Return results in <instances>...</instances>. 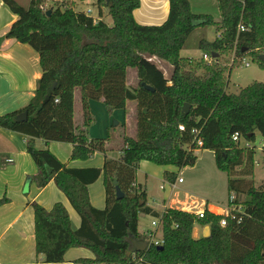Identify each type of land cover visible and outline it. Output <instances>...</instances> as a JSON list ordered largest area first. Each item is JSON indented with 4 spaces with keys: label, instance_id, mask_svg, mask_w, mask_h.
<instances>
[{
    "label": "trees",
    "instance_id": "1",
    "mask_svg": "<svg viewBox=\"0 0 264 264\" xmlns=\"http://www.w3.org/2000/svg\"><path fill=\"white\" fill-rule=\"evenodd\" d=\"M0 1L17 17L0 43L13 40L31 47L42 72L29 104L0 116V129L28 138L26 152L37 168L31 181L38 188L53 182L80 218V227L73 230L62 204L49 211L31 204L35 254L43 257V264L63 263L71 249L93 255L74 264H264V181L254 186L255 148L232 141L238 134L251 143L257 132L264 141V82L228 93V63L220 62L231 54L234 60L250 57L264 70L259 60L264 53V0H216L219 22L210 15L194 14L188 0H169L168 16L159 26L135 22L139 0H94L99 18L105 9L111 27L68 4L64 9L56 4L44 9L45 0ZM204 26H214L218 36L212 42L200 40L198 49L216 58L210 64L181 58L190 35ZM146 55L170 66V79ZM127 70H134L136 88L127 86ZM53 83L56 87L50 92ZM75 92L82 108L81 124L74 122ZM89 101H102L108 115L125 110L127 102L136 104L135 138L123 136L117 160L104 156L100 169H72L48 149L35 148V140L69 144L70 161L106 155L105 141L89 139L87 134L93 121ZM185 104L189 110L183 116ZM23 113L27 120L18 122ZM197 141V149L212 152L216 168L227 174V190L234 195L229 205L242 208L225 227L220 226L222 215L208 211L203 219L175 209L158 212L146 204L145 191L136 189L140 162L179 170L193 167ZM100 176L103 210L90 204L87 192ZM165 178L172 183L176 174L165 173ZM114 181L125 196L122 200L115 198ZM7 202L1 198L0 206ZM140 215L160 221L162 249L148 245L128 256L131 240L146 242L138 232ZM195 224L208 226L209 237L194 239Z\"/></svg>",
    "mask_w": 264,
    "mask_h": 264
},
{
    "label": "crops",
    "instance_id": "2",
    "mask_svg": "<svg viewBox=\"0 0 264 264\" xmlns=\"http://www.w3.org/2000/svg\"><path fill=\"white\" fill-rule=\"evenodd\" d=\"M139 2V8L133 12V18L137 24L141 26H159L163 24L169 12V0H139ZM188 2L190 1L188 0ZM94 3L95 1L91 3L92 7ZM191 11L194 14L208 15L203 12L204 10L194 12L191 8ZM105 14L106 10L103 9L102 17H98L97 20H103ZM217 14V18L211 16L214 22L220 21L218 9ZM16 20L17 17L0 1V39ZM107 25L111 27V25ZM147 60L154 63L163 72L166 79H170L172 74L170 66H167L166 63H157L159 60L155 57H150ZM130 72H134V70H130ZM130 72H127V79ZM41 75L39 56L31 47L13 40L2 41L0 43V116L25 108L34 96L37 81L41 78ZM127 86L130 87L128 84ZM137 86L138 81L136 78V86L130 88H136ZM130 106H133L131 112L128 110ZM88 109L93 119L87 130L89 139L104 140L107 150H111L112 146L107 142L109 132L108 116H116V112L119 110H115L111 115H108L102 101H89ZM101 110L105 116L101 115L102 120L95 115L97 111L100 112ZM74 111L75 124H81L82 108L80 99L77 101L76 97L74 98ZM135 113L136 104L127 102L124 115L123 113L118 115V117L123 118V129L125 128L126 136L129 138H135L136 135ZM130 120L134 121V128L129 129ZM27 141L28 138L20 133L0 129V199L6 198L8 200L6 204L0 206V264H43V257H37L35 254L34 220L31 207L33 203L41 206L46 211L51 210L56 203L62 204L69 215L72 229L76 230L80 227V218L53 182H49L43 188H38L31 181V178L37 173V168L26 152ZM35 148L48 149L61 163L72 169H100L104 163V158L102 159L100 153H96L85 161H70L72 146L65 143L50 142L45 145L43 141L35 140ZM262 150L264 151V147ZM108 158L117 160L118 156L108 155ZM6 160H11V162L8 163ZM159 167H152L148 165V162L142 161L136 173V175L142 174L146 183L152 178L166 183V185L159 186V189L164 193L158 199L161 208L157 209L149 206L147 202V185L143 188L135 179L136 189L141 188L145 191L146 204L149 207L158 212L165 209H175L191 214L208 211L214 215H223L224 210L211 204L198 203V201L190 199L188 196L184 200H180L176 193L172 194V190L176 188V185L182 184L183 181L178 183L179 178L176 175L174 182L170 183L165 178V173H176L171 166ZM168 188H170V191ZM165 189L168 191L166 192ZM87 192L90 204L97 210H103L105 208V190L102 176L87 187ZM196 207L200 209L193 211ZM201 230L203 232L204 228ZM193 238L195 239L194 236ZM82 250H69L64 256V262L61 264H74L73 262L78 259L93 258V255L89 258Z\"/></svg>",
    "mask_w": 264,
    "mask_h": 264
},
{
    "label": "rangeland",
    "instance_id": "3",
    "mask_svg": "<svg viewBox=\"0 0 264 264\" xmlns=\"http://www.w3.org/2000/svg\"><path fill=\"white\" fill-rule=\"evenodd\" d=\"M72 0H45L44 9H49L55 4L61 6L64 9L65 4H70ZM94 0H84L82 2H77L74 4L75 11H86L91 10L90 17L97 19L98 11L91 3ZM191 3V8L194 12L204 10L203 12L217 18V5L215 0H189ZM103 11V9H102ZM103 20L112 26V20L105 14ZM216 28L214 26H204L197 28L188 38L186 46L181 50L180 56L183 59L191 60L193 62L201 61L203 53L198 49V42L200 40H206L212 42L217 37ZM234 57L232 54L227 57L220 58L221 63H228V68L225 74V78L228 81L226 91L231 94H237L240 89L245 88L253 82H264V70L260 69L258 64L254 62L250 57H245L244 62L249 64L248 67H245L241 59L233 60ZM147 59H150V56L146 55ZM157 63H164L162 61H157ZM167 65V64H166ZM168 66V65H167ZM232 67V68H230ZM187 70V64L185 66V71ZM130 70H127V72ZM127 84L130 87L136 86V76L134 72H130L127 79ZM77 101L79 99L78 92L75 95ZM101 105V103H100ZM129 112L133 110V106L128 108ZM135 110V109H134ZM116 116H108L109 123V132L107 142L112 146V149L109 150L106 155H102L108 158L109 156H118L119 158V148L122 146V138L126 136L127 133L125 128L123 129V118L118 117L120 113H123L124 110H119L116 112ZM96 117L102 120L104 116L102 110L95 113ZM102 115V116H101ZM136 115V113H135ZM105 117V116H104ZM111 117V118H110ZM121 118V119H120ZM134 121L130 120L129 129L134 128ZM243 144V143H242ZM252 147L255 148L254 156V177L253 182L254 186L258 187L264 181V141L260 137L259 133L255 134V140L250 143ZM197 155V161L195 166L186 167L182 169H177L175 167L171 168L176 173L177 178L182 179V184L176 185V188L172 190V194L176 193L180 200H184L188 196L190 199L198 201V203H208L221 210L226 211L228 204V198L232 196L231 193L227 190V174L220 172L215 165L214 154L210 151H198L195 152ZM117 158V159H118ZM105 159V158H104ZM109 159V158H108ZM88 160V159H87ZM112 160V159H110ZM148 165L156 168H160L152 163L148 162ZM136 179L140 185L144 188L147 185V202L149 206L155 208H161V203L158 202V199L163 195L164 191L159 189L160 185H166L165 181H160L155 178L148 180L146 183L144 176L141 174L136 175ZM146 183V184H145ZM170 191V188H168ZM166 192L168 191L165 189ZM241 200H244V197H241ZM158 204V205H156ZM160 205V206H159ZM157 206V207H156ZM200 208L196 207L193 211H197ZM203 209V208H202ZM225 213V212H224ZM224 213H222L224 215ZM222 215V216H223ZM152 222H156V219H153L150 216H139L138 230L140 235L146 238L145 234L148 232H155V240L161 239V225L158 227L152 226ZM202 227L199 225H194L193 235L195 239L202 237L201 230ZM145 241V240H142ZM88 257H92V254L87 250H82ZM87 257V258H88ZM89 257V258H90ZM69 264V263H68ZM96 264V263H88ZM142 264V263H137Z\"/></svg>",
    "mask_w": 264,
    "mask_h": 264
},
{
    "label": "built area",
    "instance_id": "4",
    "mask_svg": "<svg viewBox=\"0 0 264 264\" xmlns=\"http://www.w3.org/2000/svg\"><path fill=\"white\" fill-rule=\"evenodd\" d=\"M82 2V0H72V1H70V6L74 9V4L75 3H77V2ZM63 5H67V4H65V3H62ZM75 10V9H74ZM82 13H84L86 16H88V17H90V12H91V10H86V11H81ZM96 20V19H95ZM239 30L240 31H244V29L240 26L239 27ZM262 55H264V53L262 54ZM233 58V57H232ZM233 60H234V58H233ZM202 61H204L205 63H208V64H210L212 61H213V58L212 57H210L209 55H207V54H203L202 55ZM242 63H243V65L245 66V67H248L249 66V64L247 63V62H244V59L242 60ZM57 102V101H56ZM178 129H179V131H183L184 129H183V127L180 125L179 127H178ZM192 134H194V135H197L198 133L194 130V131H192ZM232 141L234 142V143H238L239 145H240V147H244V148H250L251 147V145H250V143H248V142H246V141H244L243 139H241L240 137H239V135L238 134H234L233 136H232ZM243 143V144H242ZM198 147H200V141H197V144H196V146H195V148H194V151L195 152H198L199 150L197 149ZM8 163L9 162H11V160H6ZM177 182L178 183H181L182 182V179H178L177 180ZM233 200H234V195H232L231 197H229V199H228V204H227V207H226V211H225V213H224V215H223V218L220 220V226L221 227H225L226 226V224H227V222H228V220H236V213H241L242 212V208H240V207H238V208H235L234 206H230L229 205V203H232L233 202ZM198 219H203L204 218V216H205V211H200V212H197L196 214H194ZM158 225H160V221L159 220H156V222H152V226H154V227H158ZM174 228H177V226L175 225L174 226ZM145 236H146V243H147V246L149 245H153V246H155V247H159V246H162V240L160 239V240H155V232H148V233H146L145 234Z\"/></svg>",
    "mask_w": 264,
    "mask_h": 264
},
{
    "label": "water",
    "instance_id": "5",
    "mask_svg": "<svg viewBox=\"0 0 264 264\" xmlns=\"http://www.w3.org/2000/svg\"><path fill=\"white\" fill-rule=\"evenodd\" d=\"M50 12L51 11H48L47 15H49ZM212 58L214 59V58H216V56L212 55ZM259 60H260L261 63L264 64V55H261L259 57ZM55 87H56V83H53L52 86L50 87L49 91L53 92ZM143 87H145V89H147V90H151L152 91V89L149 88L148 86L143 85ZM188 110H189V105L185 104L183 106V109H182V115L185 116L188 113ZM26 120H27V114L26 113H23V114H21V115H19L17 117V121L18 122H24ZM113 185L115 187V198H116V200H118V201L122 200L125 197L124 194L116 186V182L115 181L113 182ZM209 235H210V229H209L208 226H205L204 227V231L202 232L201 236H202V238H207V237H209ZM131 244H132V247H131V249L128 252V256L133 254V253H135V252H143L147 248V243L145 241L131 240ZM158 248L162 249V246H159Z\"/></svg>",
    "mask_w": 264,
    "mask_h": 264
}]
</instances>
